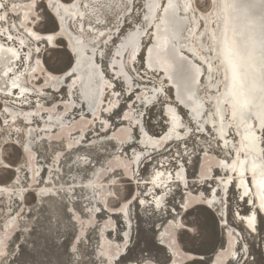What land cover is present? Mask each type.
Masks as SVG:
<instances>
[{
  "label": "snow or ice",
  "instance_id": "snow-or-ice-1",
  "mask_svg": "<svg viewBox=\"0 0 264 264\" xmlns=\"http://www.w3.org/2000/svg\"><path fill=\"white\" fill-rule=\"evenodd\" d=\"M97 7L104 8L111 14L107 23L97 19V25L102 24L107 27L109 23L115 20L116 32L112 43L114 44L115 40H121L123 37L121 46L125 48L124 55L127 57L130 51L133 63L129 65L125 62L122 67L126 68L127 73H131L132 84H136L142 82L144 77V73L134 67L137 63L136 54L139 48L136 37L152 35L153 24L150 22V17L153 22L157 19L165 22L163 17L154 15V11L158 12L162 9L165 14H176L183 11L185 15L182 19L190 20L193 23L199 20V27H205L204 18L210 15L209 8L215 9L218 14L228 13L230 9L236 8V3L235 0H182L181 3H178L177 0H167L166 3H161L160 0H97L96 3H92V0L89 3H84L83 0H23L22 3L18 0H0V40L15 42L11 32L17 30L18 35L23 33L28 37L29 43L35 41L37 45L43 43L53 47L61 45L63 44L64 23L67 22L69 26H72L84 20V16L80 12V9H84L85 13H90L85 23L91 25ZM241 7L245 14L250 10L258 9V18L248 20L237 28L231 24V18L226 17L224 30L220 35L212 33L211 41H208L207 33L201 35L205 41L209 42V55L215 52L217 70L223 69L224 72L225 91L216 98V104L230 111V119L238 131L241 127L244 129V135L239 144L236 145L234 141L233 147L236 148V151L232 153L230 149L229 152L235 156L231 163L233 171L239 169L242 179L250 173L249 179L243 183L255 184L259 190L258 208L256 207V200L248 201L255 210L251 211L247 217L240 218V224L245 226L244 231L257 233L258 213L264 211V0H248ZM21 10L23 11L21 12ZM141 15L143 20L141 23L135 24L134 32L126 31L121 26V16L124 17L123 23L131 28L133 24L130 18L139 19ZM13 16H15L16 21H20L19 24L13 22ZM156 27L159 29V25ZM229 31L232 33L231 37ZM79 35L81 39L77 41V44L81 51H86L87 43L85 42L83 25L80 26ZM87 35H95L91 27L87 29ZM105 35L104 32L99 33L102 45L108 44L107 40H103ZM189 35L195 34L189 30ZM157 39L158 43L154 45L156 50L154 63L157 66H164L165 71L184 73L186 69L179 62L186 60V57L175 45L169 47L167 36L162 41ZM19 42L24 44L23 40ZM213 43L215 47L212 46ZM95 47L96 44L93 43V48ZM2 50L3 45H0V51ZM7 51L11 52L17 60L23 59L14 49L8 48ZM36 51L39 52L38 47ZM148 51L151 54L153 48H149ZM77 54L76 51L67 52L63 67H54L52 73L60 72L63 80H72L79 67L78 62L76 66H73ZM98 55L102 57L104 53H98ZM120 55L118 50L116 58L120 59ZM207 63L208 61H205V64ZM151 67L152 64L150 63L149 68ZM207 71L211 72V67ZM10 72L11 69L9 68V71L5 72L4 75L7 76ZM53 79L56 80L59 77H53ZM168 79L171 80L172 77L169 76ZM149 82L151 83V81ZM11 88L19 90L22 95L26 92V89L17 84L15 80L12 81ZM126 91L135 95L139 88L125 89L121 84L120 91L116 93L117 99H120ZM153 91L159 98L157 102L161 104V107L165 103H170L166 98H163L164 88L162 86L159 88L154 86ZM214 91L219 92V86ZM131 95L127 98L130 99ZM5 99L7 100V97ZM177 101L181 105L186 104L185 100H181L179 97H177ZM187 101L194 105L192 108L193 115L198 114L201 105L196 104L191 96L187 98ZM9 107H14V105H9ZM169 111L173 113L174 121L179 119L173 109L170 108ZM185 115L188 113L185 112ZM9 118H11V122ZM224 118L221 117L220 138L217 139V146L220 144V139L224 137ZM25 121L26 117L22 119L18 114L13 115L5 108L4 104H0V227L4 228L7 227V221L14 218V213L16 216L22 214V210L17 212V209L27 197L31 195L34 198L35 196L33 189L26 185L22 186L19 180V173L26 170L32 151L34 149L37 152L40 151L39 147H36V135H32L30 130L25 133L28 123H31ZM137 127L139 128V125ZM213 128H215V124H213ZM181 131H186L188 139L195 140L204 129L189 117L187 130L181 127ZM213 137L216 138L215 132H213ZM170 139V137L165 139V147H167ZM257 141L262 145L259 148ZM225 146H227L226 140ZM179 147L180 145L177 144L178 149ZM208 150L212 151L211 144H209ZM200 151L205 150L200 148ZM189 154L187 141H185L184 151H178L173 156V160L184 157L185 162H188L187 155ZM173 174L177 180L181 179L179 173H169L170 176ZM162 175L163 173H156L157 177ZM105 179L111 189L107 192V196L116 203H120L122 199L119 187L121 177L113 171L111 176ZM185 186L187 187V185ZM85 187L92 188L94 197L103 192V185L97 186L94 181H90ZM65 194L69 199L75 195V188L71 183L68 184ZM169 194V192H165L163 196L157 195L154 202V211L157 209L166 211L167 215L171 217L168 229L159 238H157L156 232L152 231L150 235L145 234L143 243L137 240L133 245L129 233L126 232L122 238L124 239L123 245L108 244L102 246L100 251L96 253L95 248L90 250L89 246L85 244L84 233L77 234L75 223L78 222L83 229L85 218L90 220L92 214L99 212L100 209L80 207L79 202H77L75 209L65 207L68 220L72 223L71 231H62L59 227L60 220L57 218L55 224L49 221L45 232L41 235L45 242L51 240L63 250L68 258L64 264H208L206 260L198 258L196 254L207 248H211L215 252L217 244L216 225L218 223L216 212H219L220 207L225 205L226 200L230 198L221 195V190L217 189L215 196L218 199L214 198L208 202L207 207H203V198L197 200L191 196H181L180 201L177 202L166 200L165 197ZM249 195H252L251 187L245 190L240 199ZM17 196L20 197L19 200L15 199ZM123 199L126 200L127 197H123ZM133 199H138V197H133ZM8 200H12L16 204L15 209L8 203ZM140 203L142 204L144 201H140ZM89 204H91V200H89ZM165 205L170 206L165 208ZM228 207L231 211L230 202ZM5 209L8 211L5 212ZM238 215V212L233 214V219ZM219 220H224L223 214L219 216ZM227 227V223L221 226L219 234L221 251L216 253V264H264V257L260 261L250 258L252 253L244 242L247 239L246 236L244 238L238 237L235 245L232 244L231 240L224 241L222 239L223 229ZM177 233H179V237ZM229 235L237 236V233L233 230ZM8 240L9 237L6 232L0 235V264H17L22 246H10L9 243H6ZM36 243L39 244V240ZM94 253L96 254L94 255Z\"/></svg>",
  "mask_w": 264,
  "mask_h": 264
},
{
  "label": "rangeland",
  "instance_id": "rangeland-1",
  "mask_svg": "<svg viewBox=\"0 0 264 264\" xmlns=\"http://www.w3.org/2000/svg\"><path fill=\"white\" fill-rule=\"evenodd\" d=\"M89 2L90 0H87V3ZM96 2L97 0H92V3ZM96 11L106 15L104 8L97 7ZM106 17H109V15H106ZM85 18L86 20L89 18L88 13H85ZM86 20H81V22L85 23ZM13 22L16 23L15 16H13ZM199 23L200 21L198 20L196 29L200 31L202 27H199ZM77 24L73 25L77 31L67 25L79 35L80 28L77 27ZM11 33L15 36L17 35V30H13ZM19 35L23 37L25 43L21 46L20 44L18 45V40L15 37V42L11 41V44L16 45L18 50H20V56L24 59L17 61L15 69L19 72L21 71V74L25 77L24 84L31 86L32 91H26L21 95L25 97L21 99V96H18V91L13 93L14 89L12 92L6 93L0 91V104H4L9 112L13 111L15 115L18 114L21 118L24 114H27L29 117L27 120L31 123H28L26 129L32 131V135H36V147H39L40 151L37 152L35 149L32 151L26 170L19 173L21 185H26L28 188L33 189L34 198L31 195L28 196L25 202L20 205V208L17 209V212L22 210V214L16 216L14 213V218L7 221V227H0V235L6 232L9 237L6 243H9L10 246H22L17 264H64L68 258L63 253V250L58 248L51 240L45 242L41 234L45 232L49 221L55 224L57 223V218L60 220L59 227L62 231H71L72 223L68 220V213L65 212V207L67 209H75L77 202H79L80 207L100 209L99 212L92 214L90 220L85 218V227L83 229L78 222L75 223L77 234L83 232L85 244L89 246L90 250L95 248L96 253L100 251L99 242L101 240L107 239L114 246L119 243L120 234L123 233V223L127 219L131 227L130 237L133 245L137 240L143 243L145 234L150 235L152 231H155L156 236H158L161 230H167L171 223L168 221L170 216L167 215L166 211H154L150 204L152 195L146 194L145 191L146 186H149L148 182L152 171L158 167L160 168V165H162L160 159H168V161L164 162L167 164L168 169L171 168L173 172L177 169L183 170L185 176H187L188 184H186V188H180L178 185H171V187L168 186L166 188L158 187L154 188L153 192L159 190L158 194L160 196H163L165 192H169L170 194L165 199L177 202L180 201L181 196H191L197 199L206 197L211 184L206 182L200 185L193 180L194 176L198 173V169H200L201 160L206 157L220 158L229 154L230 149L232 150V144L228 146L229 149L225 150L221 149V142L217 146V138L213 137V130L209 131L212 128H210V125H207L209 124L206 123L208 121H202L204 131L195 140L188 139L187 135H183L177 141L168 142L167 147H165L164 143L156 150L152 148L154 145H151L152 147L150 148L142 149L140 147L141 144H139V136L142 134V130L155 136H160L165 132L167 121L163 108L166 107L167 103L161 107V104L157 102L159 98L155 95L152 98L153 103L151 105L142 107L141 101L136 97V93L135 96L131 95L130 99L127 98L130 92L124 94L117 102L114 100L109 101L108 97L103 102L105 107L103 108V104L101 105L99 114L95 116L89 115L91 112L83 108V103L76 95V92L72 97H70L69 93L66 95L65 86L67 85L68 87L69 82L62 81V77L58 82H55L58 83L59 88L57 90L51 88L50 90L48 89L50 85H39L42 81H39L38 77L35 79L27 75L28 71L26 67L33 66L32 63L28 66L27 56L29 59L32 56L34 57L33 63L36 60L42 72L52 71L54 67L62 68L66 60L64 45L51 47L41 43L39 44V52H37L35 41L29 43L27 36L23 33ZM1 41L7 43L5 40ZM85 41L90 43L87 40ZM148 42L149 36L144 37L140 52ZM107 47L108 52L106 55L104 53L102 57H99V61L106 74H108V56H110V48H112L110 45ZM138 56L139 58L134 67L144 73V77L142 82L134 84V88L138 87L140 89L143 85L158 86L159 83L156 80L162 79V87L164 88L163 98H166L170 104L174 105L175 111L179 114L180 126L188 124V108L184 105L180 108L176 104L178 101L174 102V99L177 100L174 87L165 81V77H162L161 71H158L159 73L153 71V73L147 74L148 67L145 60H143L140 53ZM103 58L104 60H102ZM117 62L113 64L119 65L118 60ZM119 69L120 67H118ZM119 71L121 72V70ZM127 74L129 76L128 79L132 82L130 79L131 73ZM152 75L155 79L149 78ZM201 78L202 81H200ZM204 80L202 72L198 80L200 81V84H198L199 88L197 85L196 91L200 97L204 96L203 113L211 108V100L208 94L212 93L211 88L207 87V83ZM112 82L113 86L117 87L118 91H120L122 84L120 80L114 78ZM149 90L153 91L151 87L147 88V91ZM5 97H7V100ZM9 105H14V107H9ZM68 105L71 107L68 110H64V107ZM74 107H76V110L72 112ZM94 108L96 109L97 105ZM59 112L61 113L59 114ZM123 112L127 113L126 122L122 120L124 118L122 116ZM185 112L188 115H185ZM134 117L136 121L135 123H131L130 121ZM225 117L227 116L225 115ZM198 119L202 120L203 117H199ZM27 120L25 122H28ZM9 121L11 122V118H9ZM137 125H139V128ZM121 130L129 132V137L126 141L118 139L117 133ZM230 132L231 140L236 143L235 134L231 128ZM184 133L186 134V131ZM185 141H187V151L190 153L187 155L188 162H185L184 157L173 160V156L178 151H184ZM177 144L180 145L179 149L177 148ZM209 144L212 146V151L208 150ZM200 148H204L205 151L201 152ZM134 154L140 156L137 160H140L144 156V161L141 162L140 160L138 162L136 159H133ZM119 158L125 161L127 173L123 172L118 167V164H116ZM134 163L135 166L133 167ZM28 168L34 171L33 175L28 173ZM94 171L100 174V177L94 176ZM113 171L117 172L121 177L119 187L122 199L120 203H116L107 196V192L111 189L105 178L111 176ZM218 171L216 166L212 165L211 172L217 173ZM234 179L233 183L229 186L228 193L225 195L226 198L230 199L226 200L223 211L228 225L236 227L239 230L238 235L240 236L238 237H247L244 241L252 253L250 258L260 261L264 257L263 217L259 215L257 233H252V235L243 230L244 226L240 224V221L233 219V214L237 210L240 212L248 210L246 209L248 202H245V199L239 198V188L241 186H236V175H234ZM90 181H94L97 186L102 184L103 192L94 197L92 188L85 187ZM69 183L75 188V195L71 199L65 194ZM123 197H127V199L125 200ZM133 197H138V199H133ZM15 199L19 200L20 197L17 196ZM142 199L144 203L139 205ZM89 200H91V204H89ZM229 202L232 205L231 211L228 207ZM8 203L11 204L12 208H16V204L12 200H8ZM122 205H124V211L121 210ZM168 206L170 205H165V208ZM202 206L206 207L205 205ZM7 211L8 209H5V212ZM216 217L218 220L216 225L217 249L221 239L219 234L222 225L220 224L219 217L217 215ZM153 225H155V228H153ZM159 228L161 229L158 230ZM225 230L226 228L223 229L224 233ZM177 236L179 237V233H177ZM224 236L225 234L222 237L223 240ZM37 240H39V244L36 243ZM210 252H212V249L207 248L196 255L202 259L204 255ZM204 260L208 262L207 258H204Z\"/></svg>",
  "mask_w": 264,
  "mask_h": 264
},
{
  "label": "bare ground",
  "instance_id": "bare-ground-1",
  "mask_svg": "<svg viewBox=\"0 0 264 264\" xmlns=\"http://www.w3.org/2000/svg\"><path fill=\"white\" fill-rule=\"evenodd\" d=\"M18 2L22 3L23 0H18ZM83 2L87 3V0H84ZM160 2L166 3L167 0H160ZM177 2L181 3L182 0H177ZM246 2H248V0H235L236 8L230 9L228 13L218 14L215 9L209 8L210 15L204 18L205 27L201 28L202 31L201 30L199 31L196 29L197 24H198V20L195 23H193L190 20L182 19V17L185 15L183 13V11H179L176 14H172V13L165 14L162 9L159 10L158 13H156V11H154L153 14L156 15L157 17H163L165 22H161V20H159V19H157L156 21L153 22L151 20V17H150V22L153 24V26L151 28L152 35L149 36V42L145 46V48L141 50V52H140V49L142 47L143 38L145 36L141 35V36L136 37V41L139 43V48H138L137 54H136L137 60L139 58L138 55L140 53L142 55L143 60H145V63L148 67L147 74L153 73V71H157V72L161 71L162 77H165V81L167 83L171 84L172 87H174L173 89L175 92V97L176 98L179 97L181 100H185L186 104L184 106L188 108V113H189L188 117H191L197 124H199V126L202 129H203L202 121L203 120L208 121V123H209L208 125H210V128H212L213 132L216 133V138L218 139V138H220L221 117H225V115L227 116L223 119L224 137H223V139H220V142L222 144L220 147H221V149L225 150V149H229L228 146H230L232 144V153H234L236 151V148L233 147L234 141L231 140V136H230L231 134L227 135V133H231L230 128L233 130V133L235 134L236 145H238L240 139L244 135V129H243V127H241L238 131L236 129V127L234 126V122L231 121V119H230V111L224 109L223 106L216 104V98L218 96H220L222 93H224V91H225V87L223 84L224 72H223V69H220L219 71L217 70V66L215 63V52H213L211 55H209V53H208L209 42L208 41H211L212 33H216L217 35H220L223 32V30H224V19L226 17H230L231 18V24L235 25L237 28H239L240 26L245 24L248 20H255L258 18V16H259L258 9L257 10H250L247 14H245L241 5L246 3ZM22 11L23 10H21V12ZM105 11L106 12H104V13L106 15H109V17H106V15H104L103 13L101 14V13H98V11H96L95 16L92 18V24L91 25L79 21V23L77 24V27L80 28V26L83 25V27L85 29V40L92 41L96 45L99 42V40L94 41L96 38V35H99L100 32H104L106 34L103 37V40L108 41V44L106 46L110 45L112 47V48H110V56H108V61H107L108 74L104 73V69H103V67L99 61L100 56L98 58L92 57L91 58V65L96 68V70L98 71L99 76H100L99 88H98V84L94 78V75L92 76V73H91V75L90 74L88 75L86 73V76H85L84 81H83V91L81 94L79 93L80 85L77 83L78 74H76V76H74L72 78V80H67L69 82L68 87H65V88H67V89H65L66 95H68V93H69L70 97H72L73 94L76 92V95L80 99L85 100V103L83 102V108L88 109L91 112V113H89V115H92V116L99 114V111H101V109H100L101 105L103 104V102L108 97H109V101H112V100H114L116 102L118 101V99L116 97V93L119 91H118L117 87L113 86L114 84H113L112 80L114 78L119 79L120 82L125 87V89H134V84H132V82L128 79L129 78L128 74H126L127 73L126 68L122 67V65L125 62L127 64L133 63L131 60V53L129 51V55L127 57H125V55H124L125 48L121 46V40L123 39V37H121V40H115L114 44L112 43V41L115 39V32H116L115 20H113L111 23H109L107 27H104L102 24L101 25L94 24V22H96L97 19L107 23V21L110 19L111 14L107 10H105ZM80 12L83 16H85L84 9H80ZM89 15H90V13H88V16ZM22 18L23 17L21 15V19ZM73 19H75V16H73ZM130 20H131V23L133 24V27H131V28H129L127 25H125L123 23L124 17L123 16L120 17L121 26H123L126 29V31L134 32L135 31V24L141 23L143 20V16L141 15V17L139 19L131 17ZM16 23L19 24L20 21H16ZM66 23L67 22H65L63 25L64 36L67 39V44H68L69 50L74 51V44L76 43V41H79L81 37L78 34H76L75 31H73L70 27H68L69 24L67 23L68 25H66ZM156 25H159V29H157ZM90 27L92 28L93 32L95 33V35H93V36L87 35V29ZM142 28H143V25H142ZM189 30H191L195 35L190 36ZM202 33H207L208 41L204 40V38L201 35ZM109 34H111V35H109ZM11 35H12V33H11ZM231 35H232L231 31H229V36L231 37ZM165 36H167V38L169 40V47L171 48L172 45H175L176 48H178L180 50V52L183 54V56L186 57V60L179 62L186 69V71L182 74L174 73L172 71H165L164 66H157L154 63L155 54H156V50L154 48V45L158 43L157 38H159V40L162 41ZM15 37L18 40V45L20 44V46H21L22 44L19 41L20 40L24 41L23 37L18 35V34L13 36V38H15ZM92 42H90V43L86 42L87 46L90 48V50H94ZM24 43H25V41H24ZM0 45H3V50L0 51V91L3 93L12 92L13 89L11 88V83L13 80H15L16 83L19 84L22 88H25L26 91H28V90L32 91L31 86H26L24 84L25 77L21 74V71L19 72L18 70L15 69L16 64L18 63L17 62L18 60L12 55L11 52L7 51L8 48H12L17 53H20L19 52L20 50H18L16 45L11 44V41H7V43H5V42L0 40ZM48 46L53 47L52 45H48ZM212 46L215 47V44L213 43ZM37 47L39 48V45H36L35 49H37ZM149 48H153V52L151 54L148 51ZM118 50L120 51V54H121L120 59L116 58V53ZM187 51H190L191 53H188ZM81 53L83 56H85V55L87 56L89 54L88 51L87 52L81 51ZM33 60H34L33 56L30 59L27 56L28 66L30 63L33 64L32 67H28V68L26 67V69L28 71L27 75H29L30 77H33L35 79L38 77L39 81H42V83H39V85H41V84H42V86L50 85V87H48V89L51 90V88H52V89L57 90L59 88V85H58V83H55V82H58L61 79L62 73H60V72L52 73V71L42 72L40 70L39 63H37L36 60L33 63ZM117 60L119 61V65H113V63L117 62ZM205 61H208V63L205 64ZM150 63L152 64L151 68H149ZM108 64H109V67H108ZM117 64H118V62H117ZM118 67H120L119 70H121V72H123V73H121L118 70ZM209 67H211V72L207 71V69ZM9 68L11 69L10 74L7 76L4 75L5 72L9 71ZM198 69H199V71H198ZM21 70L23 71V69H21ZM66 70H70V69H66ZM202 72H203V75L205 78L204 82L207 83V87L211 88V91H212V93L208 94V97L211 100V108L208 111H205L204 113H203L204 104H205L204 103V96L200 97L196 91L197 85L200 84V81H202V78L200 79V81H198L199 76L201 75ZM169 76L172 77L171 80L168 79ZM40 77H41V79H40ZM53 77H59V79L54 80ZM149 78L155 79L153 75L150 76ZM61 80L65 81L63 79H61ZM67 81H65V82H67ZM73 81H75V83H73ZM156 81H157V83H159V85L158 86L154 85V86L156 88L161 87L162 86V84H161L162 79H158ZM154 86L143 85L140 87L139 91L136 92V97L141 101L142 107L145 105L149 106L153 103L152 98L156 95V93L154 91H150V90L147 91V88L151 87L153 89ZM217 86H219V92L214 91ZM39 87H41V86H39ZM198 88H199V85H198ZM17 91H18V96L20 97L22 94L19 92V90H14L13 93H15ZM97 91H99L98 96H97ZM127 93H130V91L125 92V94H127ZM129 95H131V93ZM18 96H16V97H18ZM132 96H135V95H132ZM189 96H191L193 98V100L195 101L196 104L201 105L198 114L193 115L192 108L194 107V105H193V103H189L187 101V98ZM23 97H25V96H21L20 99ZM96 100H97V103H96ZM92 104L97 105V108L96 109L94 108L95 110H90V107L92 106ZM70 107H71L70 105L65 106L64 110H68ZM102 107L104 108L105 104H103ZM170 108L175 111L174 105H172L170 103H167L166 107L163 108V112L166 114L165 119L167 121L166 122L167 128L165 129V132L162 135L155 136V135H150L145 130L141 131L142 134L139 136V138H140L139 144H141L140 147L142 149H144V148L146 149L147 147L150 148V147H152L151 145H154V147H152V148H154L156 150V149H158V147H160L161 145H163L165 143V139H167V137H170L171 138L170 142H173V141H177L179 139V137L186 135L184 133V131H181V126H180L181 122L179 121V119H177L175 121L173 120V113L171 111H169ZM75 110H76V107L73 108L72 112H74ZM10 112L13 115H15V113L13 111H10ZM60 113L61 112H59V114ZM175 113H176L177 117H179L178 112L175 111ZM205 113H207V115H205ZM122 116L124 117L122 120H124V122H126L127 113L123 112ZM195 116L196 117L198 116V118L203 117V119L199 120ZM24 117H26V120L29 119L27 114H24L22 119ZM27 121H29V120H27ZM135 121H136V118L134 117L133 120H131L130 122L135 123ZM213 124H215V128H213ZM182 127L185 128V130H187L188 124H185V125L182 124ZM28 131H29V129H26L25 133H27ZM117 136H118L119 140L126 141V139L129 137V132L127 130H121L117 133ZM225 140L227 141V146H225ZM257 145H258V148L260 146H262L259 144V141H257ZM257 154H259V153H257ZM139 157H140L139 155L134 154L133 159L137 160V159H139ZM234 159H235V156L229 152V154H227L226 156H222L220 158H218V157L207 158L206 157V158H203L201 160L200 169H198V171H197L198 173L194 176L193 180L196 183H199L200 185L205 184L206 182L211 184L210 188L208 190L209 192L206 195V197H201L204 200L203 205H205L206 207L208 205V202L212 201L214 198L218 199L215 196L217 189L221 190V195H226L228 193L229 186L231 185V183H229V182H232L233 180H235L234 175H236V180H237L236 186H241V188H239V198L241 196H243L245 190H247L249 187H251L252 195H249V196L245 197L244 199H245V202L256 200V207L258 208V206H259V199H258L259 190L257 189L255 184L249 185L247 183H243V181H246L249 179L250 173L245 175L242 179L239 169H237L236 171H233V169L231 167V163H232V160H234ZM140 160H141V162L144 161V156L141 157ZM140 160H137V161L139 162ZM137 161H135V162L138 163ZM160 161H162L161 162L162 165H160L161 167L160 168L158 167L152 171V173L149 177V179H150L148 182L149 186L148 187L146 186V188H145L146 194L152 195V201L150 202V204L152 205L153 209H154L155 199L157 198V195H159L158 192H160V191L153 192L152 190L154 188H158V187L159 188H163V187L166 188L168 186L171 187V185H173V186L178 185L180 188H186L185 185L188 184L187 176H185L183 170L177 169L173 172V171H171V168L168 169L167 164L164 162V161H168V159H165V160L160 159ZM116 164H118L119 168L121 170H123V172L127 173V171L125 169L126 163L123 159L119 158L118 162ZM212 165H215L216 168L219 170L217 173L211 172ZM134 166H135V163H134L133 167ZM157 172L163 173V175L160 177H157L156 176ZM28 173L30 175H32V170H29ZM94 173H96V171H94ZM169 173H179L181 176V179L177 180L176 176L174 174L170 176ZM101 196H102V194H101ZM201 198H198V199L196 198V199L200 200ZM141 201H143V199ZM139 205H141V203H139ZM246 206H247L248 210L245 212H240L237 210V212L239 213V215L235 218L237 221H240L241 217H247L248 215L251 214V211L255 210L251 203H247ZM213 208H215V205H213ZM224 208H225V206L223 205L220 207L219 212H216V215L218 217L221 214L224 215V220H220L221 225H223L225 223L228 224L227 218L225 217V214L223 211ZM123 209H124V205L121 206V210H123ZM157 210H160V209H157ZM237 212H235V213H237ZM259 215H261L263 217V222H264V211H261L258 213V217H257L258 218V225H259ZM121 216H123V214H121ZM168 221L171 222V217L169 218ZM130 229H131V227H130V224L128 223V219H127L126 225H123V230H122L123 235H120V241L116 245H123L124 239H122V238L124 237V234L126 232L129 233V235H130ZM160 229L161 228H159L158 230H160ZM233 230H235V232L237 233V236H230L229 235V233H231ZM165 232H166V229H164V231L161 230V232L158 233L159 234L158 236H160L162 233H165ZM238 233H239V230L236 227L228 225V227L226 228L225 233H224L225 234V241L231 240L232 244L235 245V240L238 238V236H240V235H238ZM250 234L252 235V233H250ZM158 236H157V238H158ZM99 243H100V247H99L100 249L102 246H106L108 244H111L109 242V240H107V239L101 240ZM226 246H227V244H226ZM220 251H221L220 247H218L215 250V252H214L215 257L210 262V264H216V259H217L216 253H218Z\"/></svg>",
  "mask_w": 264,
  "mask_h": 264
},
{
  "label": "water",
  "instance_id": "water-1",
  "mask_svg": "<svg viewBox=\"0 0 264 264\" xmlns=\"http://www.w3.org/2000/svg\"><path fill=\"white\" fill-rule=\"evenodd\" d=\"M84 20H86V18L84 19ZM94 24H96V22H94ZM66 25H67V23H66ZM73 29H75L74 27H73V25L71 26ZM86 28V27H85ZM76 30V29H75ZM77 31V30H76ZM97 40H99V42L97 43V45H96V47L94 48V50H90V48L87 46V50L86 51H84V52H89V54L86 56H83L82 55V53H81V49H80V47L78 46V44H77V41H76V43L74 44V51H76L78 54L76 55V57H75V59H74V63H73V66H76V64H77V62L79 63V67H78V70H77V74H78V80H77V83L80 85V88H79V93L81 94L82 93V91H83V81H84V78H85V76H86V73L89 75H91V73H92V76L94 75V78H95V80H96V82H97V84H98V88H99V84H100V76H99V73H98V71L96 70V68L95 67H93L92 65H91V58L93 57H95V58H98L100 55H98V53H105V55H106V53L108 52V47L106 46V45H102V43H101V38H100V36L99 35H96V38H95V40L94 41H97ZM93 43V42H92ZM63 45H64V49H65V51H66V53L67 52H69L70 50H69V48H68V44H67V39H66V37L65 36H63ZM102 49V50H101ZM188 53H191L190 51H187ZM95 54V55H94ZM102 60H104V58L102 59ZM113 65H115V64H113ZM155 73H159V72H155ZM62 77V76H61ZM66 83H68V82H66ZM65 85V84H64ZM65 87H67V85L65 86ZM65 89H67V88H65ZM98 94H99V91H97V96H98ZM81 101H82V103L84 102L85 103V100L83 99H80ZM175 101H177L176 99H174V102ZM176 103V102H175ZM177 104V106H179L180 108H182V106L183 105H181V104H179L178 102L176 103ZM90 105V104H89ZM94 107H95V104H92V106L90 107V110H93L94 109ZM164 113V112H163ZM164 115H166L165 113H164ZM196 117V116H195ZM196 118H198V116L196 117ZM206 123H208V122H206ZM202 125H203V123H202ZM208 125V124H207ZM32 132V131H31ZM219 133V132H218ZM219 135V134H218ZM27 171H29V168H28V170ZM34 174V171L32 170V175ZM94 176H96V177H100V174H98V173H94ZM89 188V187H88ZM17 199V198H16ZM246 209H247V206H246ZM124 225H126V221H125V223H124ZM120 235H123V233H121ZM224 241H225V236H224ZM216 250V249H215ZM215 257V253H214V251H212V252H210V253H208V254H206V255H204V258H207L208 259V263H210L212 260H213V258ZM204 258H202V259H204Z\"/></svg>",
  "mask_w": 264,
  "mask_h": 264
}]
</instances>
